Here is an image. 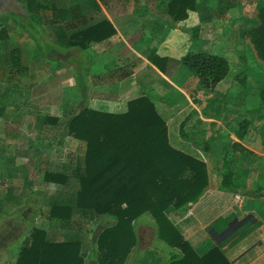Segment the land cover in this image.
I'll list each match as a JSON object with an SVG mask.
<instances>
[{
  "label": "crops",
  "instance_id": "crops-1",
  "mask_svg": "<svg viewBox=\"0 0 264 264\" xmlns=\"http://www.w3.org/2000/svg\"><path fill=\"white\" fill-rule=\"evenodd\" d=\"M35 1L42 7L29 11L26 0H0V239L15 241L0 245V264H10L9 258H12L11 264H17L21 248L35 229L45 231L51 242L74 244L77 261L80 256L83 264H119L118 255L107 254L108 250L100 246L101 235L117 224V218L95 214L77 205L80 176L87 165V143L68 135L66 122L85 107L124 112L128 101L141 95L150 97L170 123L179 119L174 112L186 108L189 109L186 121H191L190 126L199 117L208 121L209 132L202 141L208 163L221 145L224 149L227 147L226 153L221 154L222 161L220 158L223 165L219 163L215 170L220 180L211 181L207 192L217 187V190L233 193L235 198V193L246 191V194L241 193L243 200L238 206L239 210L246 211L238 214L232 208L226 216L219 213L217 203L209 198L198 203L202 212L207 213L208 226L222 218L227 222L219 223L221 230L227 225L231 229L235 224L229 233L222 232L224 240L229 236L232 239L231 234L238 231L244 234L240 249L229 247V243L223 245L222 251L231 264H264V111L260 109L257 115L263 125L248 119V133L240 139L235 119L243 111L230 106L233 100L245 98L238 106L246 107L244 103L249 98L239 93L238 99H231L232 95H237L232 89L231 70L213 91L205 92L200 87L199 77L186 72L182 63V58L190 52L207 51V48L193 50V43H208L212 48L228 50L243 42L246 44L247 35L243 36L242 24H239L247 19L245 4L240 5V0H212L210 6L215 9H205L199 0V8L190 10L185 20H172L171 25L163 19V27L162 21L160 26L158 20L152 21L159 12L163 15L162 0H98V8L93 0ZM156 1L160 4L158 12ZM262 1L257 0V4ZM76 5L80 8V18H86L84 22L107 19L116 33L105 40L91 42L87 48L72 42L71 33L85 25L79 23L69 28L57 19L56 13L58 9ZM234 8L238 11H233ZM165 16H169L167 9ZM209 16L211 18H207ZM217 19L222 20L221 23L209 25ZM244 28L246 30V26ZM192 30L196 32L192 34ZM144 45L156 48L161 59L158 64L137 53ZM225 57L229 61L231 55ZM256 58L264 64L258 54ZM254 94L250 93V98ZM185 96L192 107L187 105L181 109ZM220 101L221 111H214ZM262 101L263 98L253 110L260 108ZM247 110L252 112V109ZM205 112L210 113L209 117L202 115ZM244 119H247L245 115H241L239 125ZM186 132L187 129L183 131ZM211 136L210 147L206 148ZM211 165L210 174L217 166ZM229 172L230 184L239 189L222 186L223 177ZM29 208L30 214L25 211ZM172 214L185 239L194 243L193 239L204 236L203 245L208 242L210 248L217 244L214 237L220 232L214 227V234L205 231L208 226L202 219L205 218L203 213L193 214L190 221V215L184 218ZM9 216H15L14 220L8 219ZM149 222L152 224V216L142 214L126 224L127 231L113 239L112 244L119 252L120 248L126 251L131 242L132 248L122 264H169L174 252L181 253L166 242L165 245L160 243L163 240L157 235L155 221L151 245L142 246L140 229ZM249 222L253 227L245 231ZM8 232L12 235L6 236ZM154 239L157 245H153ZM202 246L194 248L202 252L208 249Z\"/></svg>",
  "mask_w": 264,
  "mask_h": 264
},
{
  "label": "trees",
  "instance_id": "trees-1",
  "mask_svg": "<svg viewBox=\"0 0 264 264\" xmlns=\"http://www.w3.org/2000/svg\"><path fill=\"white\" fill-rule=\"evenodd\" d=\"M26 4L29 11L42 7L35 0H26ZM93 4L100 6L98 0H93ZM197 8L198 0H168L167 3V13L176 22L185 20L189 11ZM79 12L77 5L71 6L58 9L56 17L69 28L79 23L85 25L71 33V41H76L81 48L116 33L109 20L89 24L83 21L85 17L80 18ZM257 17L250 35L258 56L264 60V0ZM151 59L157 64L161 60L156 52ZM165 59L163 57V62ZM182 63L186 72L199 77L200 87L205 92L213 91L230 73L225 56L205 50L186 54ZM238 74L235 78L241 77ZM66 123L68 135L87 143V165L80 176L77 205L95 214L113 215L118 220L101 235L100 246L108 250L107 254L118 255L119 264L124 262L131 242L126 251L120 248L119 252L112 241L127 231L126 224L147 213L157 222L163 241L181 250V253H173L169 264H231L217 244L203 252L194 248L169 217V211L184 218L190 215L191 204L200 202L210 188L209 175L205 162L174 147L167 122L150 97L141 95L130 99L127 110L121 113L85 107ZM248 125V119L240 122L237 130L240 139L247 135ZM212 139L213 136L207 139L206 148L210 147ZM230 179L229 172L223 177L222 186L239 189L230 184ZM130 231L134 236L135 231L132 228ZM75 253L74 244L51 242L45 231L35 229L22 247L17 264H83L79 255L77 261Z\"/></svg>",
  "mask_w": 264,
  "mask_h": 264
},
{
  "label": "rangeland",
  "instance_id": "rangeland-1",
  "mask_svg": "<svg viewBox=\"0 0 264 264\" xmlns=\"http://www.w3.org/2000/svg\"><path fill=\"white\" fill-rule=\"evenodd\" d=\"M213 1L212 0H205L204 2H202V0H201L200 3L202 4L203 7H205V9H215L214 7L210 6ZM157 3H159V1H156V3H155L156 7H157V12H158V7L160 8V4L163 3L161 5V8H162L161 10H163V15H162V12H159L158 15L156 16V20L152 19V21L158 20L157 23L159 26L162 25V24H160V21H162L161 23H163V27H165V25H164L165 22H163V19H166V21H168L167 23L172 25L173 24L172 18L170 16H165L168 0H162L159 5H157ZM198 4H199V0H198ZM243 4H245V7H246L247 19H244L242 22L240 21L239 24H242L241 25V29H242L241 33L243 34V36L245 34L247 35L246 39L248 41L246 42V44L243 42L241 44V46H237V47L233 46L230 50H228L225 47H220V48L214 47V48H212V46L208 45V43H205L208 46L201 45L203 43H201V44L193 43V46H194L193 50H198V48H207L206 50L210 51V52L219 53V54H222L224 56L227 54L231 55V57L229 58L230 70L232 72V73H230V75L232 76L231 80H233V83L232 82L231 83L233 84L232 85L233 91H235V93H237V95L236 94L232 95L231 99H238L239 93L240 94L242 93L243 94L242 96H245L246 99L248 96L249 99H248V102L244 103L246 105V107L240 108L238 106V104H240V101L242 102L245 100V98H243L242 100L238 99V101L233 100L230 108L241 109L243 111L241 115H245V117L247 119H250V120L252 118V122L256 121V123H258V124L260 123L261 125H263L261 122H259V118H257V115L259 114V112L262 109L264 111V104L261 105L260 108L258 107V109L253 110L252 112H249L247 110V109H253V108L259 106V103H261V100L264 97V64H260V62L256 58L257 57V51H256L254 45L252 46L253 42H252L251 35H250V30L257 23V12H258L260 5L257 4V0H240V5H243ZM260 4H261V2H260ZM198 8H199V6H198ZM161 10H159V11H161ZM233 11H238V8H234ZM207 18H211V17L209 16ZM217 18H219V17H217ZM211 20H213V19H211ZM221 21L222 20L217 19V21H212V23L209 25L221 23ZM230 24H233V23L231 22ZM244 26H246L247 31L245 30ZM234 27H236V26L234 25ZM170 28H167V29H170ZM195 32H196V30H192V34ZM233 34H235L234 31H233ZM237 38H242V35L241 36L237 35ZM200 50H205V49H200ZM155 52H156V48H151V46H147V45H144L143 47L137 49V53H141L143 58H148V59H151ZM240 71H244V73H242ZM237 74L240 75L241 77L235 78ZM244 78L246 80L245 85L243 84ZM245 90H246V92H245ZM254 92H255V94H254L255 96L253 98L251 97L252 98V101H251L249 94L254 93ZM183 98L184 99L181 102L182 104L180 105V108L186 107L187 105H190L189 104L190 99L187 96H185ZM197 99H199V98L197 97ZM219 99H222V98H219ZM219 103L217 102V104L215 105L214 111H221V105H222L221 101ZM247 105H248V108H247ZM190 106L192 107V105H190ZM188 111H189V109L186 108L184 110H181V112H174L173 114L175 116L179 117V119H174L177 121H172L171 123L164 118L167 122L168 127H169L170 141L174 145V147L188 153L189 155H192V156L202 160L203 162H205L207 164V170H208L210 184H211V181L212 182H219V180H220L219 174H216L215 170H217L219 168V166H218L219 163H220V166L223 165V163L220 162V158L222 161L221 154L226 153L227 147H225V149H224L223 145H221L218 148L217 154L212 159V162L208 163L207 151L205 150L204 145L202 144V143H204V142H202L203 137L204 138L207 137V133L209 132V130H207V128H206L208 125V121L204 120L202 117H199V118H196V121L192 122V124L190 126L191 121H186V116H185ZM163 114L166 118H168L166 115V112ZM202 115L205 118H207V116L209 117L210 113L208 114L207 112H205ZM241 115L235 119V127L236 128L239 127V120L241 118ZM199 119L201 120V122H198ZM185 129H187L188 132L183 133V131H185ZM252 129H253V127L251 128V130ZM62 148H63V146H62ZM60 151H61V148L58 149L57 152H60ZM216 156H217V158H216ZM212 163L214 165H217V166H216V168L215 167L213 168V171L210 174L208 167H211ZM241 193L246 194L247 192L241 191ZM204 198H209L210 201L217 203L219 213H222L223 215H226V216L230 215L229 213H231L232 208L237 210L236 212H238V214H241L243 211H246V209L245 210H239L240 204L238 202H236V199L234 198L233 193L225 192L223 190H217V187H215L213 190H211V192H206L201 200H203ZM240 209H243V208H240ZM25 211L30 214L31 208H29L27 210L25 209ZM200 211L202 212L199 203H197L195 205L191 204V210H190V216L191 217L189 218L188 221H190L192 219L193 214H202L203 213L205 215V218H202V219L204 220V222L208 226V224H209L208 218L206 217L207 213L206 212L201 213ZM198 212H200V213H198ZM168 213H169V217L171 218V220L174 219V214H172L171 211H169ZM14 217L9 216L8 219L14 220ZM143 217L146 219L148 216H143ZM152 220H153L152 224L149 222L146 226H144L140 229V234L143 235L142 246H145V247L148 245H151L153 238L155 236L154 235V227H153L155 225V224L153 225L155 219L152 217ZM221 220H223L224 222H227L226 219H224V218H222ZM156 225H157V222H156ZM218 225L219 224L216 223V221H215V223L213 225H209L208 229L205 230L209 234L210 233L214 234L213 227L215 229H217L218 231L220 230L219 231L220 234H218V235L215 234V237H214L215 243H217V245L221 249L223 248L224 243H229V247H235V249H237V250L240 249L242 244L244 243V240H243L244 238H242V236L244 234L239 233L240 231H238V233H234V234L232 233L231 234L232 239L230 236L227 237L226 240H224L222 238V236H224L222 234V232L224 233V231H225V233L226 232L229 233L231 231V229H233L235 227V224L232 225L231 229H229V226L227 225L225 229L223 228L224 230L223 229L221 230V228ZM7 226H9L12 229L11 225H7ZM252 227L253 226L249 222L244 227V229H245V231H249V229H251ZM157 228H158V225H157ZM228 229H229V231H228ZM244 229H241V230L243 231ZM9 231L11 232V230H9ZM10 232H8L6 236H11L12 234H10ZM157 235L160 239H162L159 236V234H157ZM183 235L185 236L184 233H183ZM203 238H204V236H202L201 239H196V238L193 239L194 243L190 239H188V240L190 241V243H192L193 246L200 247L205 243V240L203 241ZM11 239L12 240L0 239V245L3 246V244H5V243H7L9 245L12 242H15L13 238H11ZM221 239H223V240H221ZM160 243H163V245L166 244L165 241L164 242L160 241ZM157 244H158L157 239H154L153 245H157ZM207 244H208V242L205 245H203L201 248H203V249L208 248L209 245H207ZM131 248H132V246H131ZM175 249H179V248H175ZM20 253H21V251H20ZM8 262L11 264L13 262L12 258H9Z\"/></svg>",
  "mask_w": 264,
  "mask_h": 264
},
{
  "label": "built area",
  "instance_id": "built-area-1",
  "mask_svg": "<svg viewBox=\"0 0 264 264\" xmlns=\"http://www.w3.org/2000/svg\"><path fill=\"white\" fill-rule=\"evenodd\" d=\"M235 199L237 200V202H241L242 199V194L240 192L235 193Z\"/></svg>",
  "mask_w": 264,
  "mask_h": 264
}]
</instances>
